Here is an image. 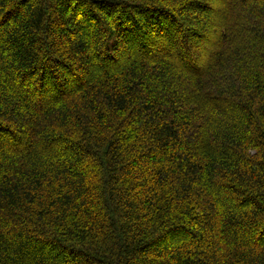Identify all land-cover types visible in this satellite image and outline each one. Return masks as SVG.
<instances>
[{
  "label": "trees",
  "instance_id": "16d2710c",
  "mask_svg": "<svg viewBox=\"0 0 264 264\" xmlns=\"http://www.w3.org/2000/svg\"><path fill=\"white\" fill-rule=\"evenodd\" d=\"M0 264H264V0H0Z\"/></svg>",
  "mask_w": 264,
  "mask_h": 264
},
{
  "label": "rangeland",
  "instance_id": "374dc122",
  "mask_svg": "<svg viewBox=\"0 0 264 264\" xmlns=\"http://www.w3.org/2000/svg\"><path fill=\"white\" fill-rule=\"evenodd\" d=\"M200 62V61H199Z\"/></svg>",
  "mask_w": 264,
  "mask_h": 264
}]
</instances>
